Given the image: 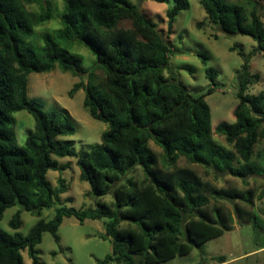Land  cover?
Wrapping results in <instances>:
<instances>
[{
	"label": "trees",
	"instance_id": "1",
	"mask_svg": "<svg viewBox=\"0 0 264 264\" xmlns=\"http://www.w3.org/2000/svg\"><path fill=\"white\" fill-rule=\"evenodd\" d=\"M36 2L0 0V221L7 209L19 208L9 222L14 232L0 228V264H24L23 251L33 264H40L36 246L44 233L58 241L64 218L73 217L80 223L106 219L101 237L109 240L111 250L98 264H159L187 255L231 230V219L218 207H213L212 215L205 211L210 199L253 205L252 191L216 189L175 163L184 158L217 177L242 181L264 174V148L254 155L255 145L264 138V91L248 93L259 82V75L249 70L251 57L264 52L258 8L247 15L237 3L200 0L208 24L227 35L248 36L258 44L236 71L235 121L220 122L214 129L224 138V146L213 139L206 94H190L174 75H166L170 46L136 5L128 0H63L61 28L44 34L40 45L32 40L34 28L47 22L50 13L26 9ZM188 6L186 0H174L166 12L170 31ZM123 20L130 21L131 27L118 28ZM74 43L82 44L95 57L90 68H82L78 58L68 52ZM200 56L207 65L208 57ZM55 68L76 77L89 72L92 81L95 70L104 75L99 88L80 81L69 93L72 97L84 90V107L91 118L107 125L101 142L89 151H75L74 141L69 139L74 126L64 109L43 110L40 102L28 98V75ZM217 74L211 67L205 69L213 85ZM20 111L33 118L34 128L18 147L12 114ZM150 141L162 150V160L170 171L156 168ZM64 158L76 161L80 180L89 184L94 196L103 198L112 192L113 201L98 202L95 208L59 205L66 192L65 181L59 178L58 187H52L46 175L68 169L69 164L58 162ZM137 167L144 175L142 183L128 179L119 185ZM56 205L52 219L38 220L26 235L17 232L23 211L40 217L43 210ZM250 224L257 234L264 233V222L257 215ZM216 260L225 262L223 256Z\"/></svg>",
	"mask_w": 264,
	"mask_h": 264
},
{
	"label": "rangeland",
	"instance_id": "2",
	"mask_svg": "<svg viewBox=\"0 0 264 264\" xmlns=\"http://www.w3.org/2000/svg\"><path fill=\"white\" fill-rule=\"evenodd\" d=\"M153 22L171 49L170 65L166 75H174L176 80L184 88L195 96L205 95L204 100L210 109L211 128L213 139L227 146L224 138L214 133V129L220 122L233 123L235 118L233 111L238 104L236 71L239 70L244 59L257 48L256 41L248 36L227 35L217 27L205 21L206 14L200 5V0H186L188 9L182 11L175 20L173 30L167 26L166 12L174 0H128ZM225 2L240 4L245 13L253 7L258 8L264 29V0H224ZM28 11L39 14L42 10L50 13V19L42 25L34 28L32 40L35 44L42 45V36L52 34L61 28L60 16L63 12V0H37L36 3L26 5ZM204 24L198 27V23ZM130 21H119L118 28H130ZM68 52L78 58L84 69L90 68L95 57L82 44L74 43ZM208 57L207 65L202 63V57ZM211 67L217 71L214 85L205 76V69ZM191 71H189V69ZM251 74L259 75V82L248 89L250 95H257L264 91V52L258 51L251 57L249 63ZM102 71L95 70L93 81L90 73L76 77L70 73H64L58 68L44 74H29L27 77L28 98L42 104L43 110L53 108L64 109L74 126V134L69 139L74 141L75 151H89L92 145L101 142V135L107 129V125L91 118L84 107L85 91L79 90L72 97L70 91L80 81L99 88L98 82L103 79ZM213 88L211 94L208 91ZM14 125V143L21 147L24 145L29 130H33V118L25 111L12 114ZM149 148L157 159L156 168L162 172L171 170L162 160V150L152 141ZM264 148V138L260 139L254 147V155ZM257 162L260 159L254 158ZM60 164H69V168L61 174L48 171L46 178L52 187H58L57 180L65 181L66 192L60 197V204L75 209L95 208L96 203L110 204L113 201L112 192L103 198H97L91 193L88 183L80 180V171L76 161L72 158L58 159ZM175 167L192 170L203 182L210 183L216 189L225 190H251L253 193V205L241 201H214L210 199L205 211L212 215L213 207H218L221 214L230 218L228 223L232 228L224 231L222 235L207 240L193 248L187 255L176 256L159 264H264V233L257 234L250 224L253 215H257L264 222V174L252 176L244 181L231 176L217 177L210 170L187 162L179 158ZM264 168V167H263ZM131 179L141 184L144 175L140 167L135 168L130 174L121 179L120 184ZM56 205L50 210H43L40 217L28 212L21 213V226L17 232L26 235L29 229L40 219L50 220L55 214ZM18 207H12L4 212L0 221V228L13 233L9 226L12 216L18 211ZM106 219L85 220L80 223L75 218H64L60 225L56 241L49 233H44L41 242L36 246L37 257L40 264H98L110 253L109 240L101 236L105 233ZM124 226V224H123ZM24 264H33L22 252ZM223 256L225 262L219 263L216 258Z\"/></svg>",
	"mask_w": 264,
	"mask_h": 264
}]
</instances>
